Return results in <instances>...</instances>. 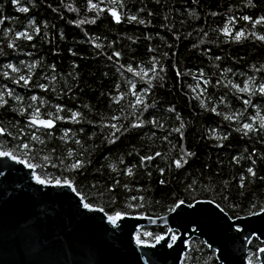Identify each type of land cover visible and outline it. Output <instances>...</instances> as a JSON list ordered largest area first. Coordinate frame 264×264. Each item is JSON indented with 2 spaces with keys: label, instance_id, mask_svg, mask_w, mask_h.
I'll return each mask as SVG.
<instances>
[{
  "label": "trees",
  "instance_id": "trees-1",
  "mask_svg": "<svg viewBox=\"0 0 264 264\" xmlns=\"http://www.w3.org/2000/svg\"><path fill=\"white\" fill-rule=\"evenodd\" d=\"M262 86L264 0H0V151L108 216L264 210ZM182 264L219 263L192 239Z\"/></svg>",
  "mask_w": 264,
  "mask_h": 264
},
{
  "label": "water",
  "instance_id": "water-1",
  "mask_svg": "<svg viewBox=\"0 0 264 264\" xmlns=\"http://www.w3.org/2000/svg\"><path fill=\"white\" fill-rule=\"evenodd\" d=\"M33 119L28 123L37 129L55 126ZM69 184H40L34 168L0 157V264H182L192 239L203 241L219 264H248L249 243L264 244V210L231 219L212 201L198 200L157 218L122 215L113 225L101 209L84 207ZM142 227L167 232L154 246H141L135 234Z\"/></svg>",
  "mask_w": 264,
  "mask_h": 264
},
{
  "label": "snow or ice",
  "instance_id": "snow-or-ice-1",
  "mask_svg": "<svg viewBox=\"0 0 264 264\" xmlns=\"http://www.w3.org/2000/svg\"><path fill=\"white\" fill-rule=\"evenodd\" d=\"M113 15H116L115 12H113ZM239 35H242V34H239ZM261 91L264 92V86L261 87ZM31 123H32V124H37V123H38L40 126H44V127H48V128H50V127L53 126L52 121L39 120L38 117L34 118V119L31 121ZM246 127H248V126H246ZM2 132H3V129H0V133H2ZM24 147H27V145H24ZM4 156H11V153L0 151V157H4ZM12 158L15 159V157H12ZM20 162L23 163L24 161H20ZM28 166H29V167H32V165H28ZM75 166L78 167L79 165L77 164V165H75ZM177 166H179V162H177ZM249 171H251V170H249ZM37 182L40 183V184H44V183H45V181L42 180V179H40L39 177H37ZM56 183H57V184H60V181H56ZM65 183H67V182H65ZM68 186L71 187L70 184H69ZM179 203L182 204L183 201H181V202H179ZM83 206L86 207V208L89 207V205H87V204H84ZM177 206H178V205H177ZM254 214H260V213H254ZM121 218H122V214L119 213V212H117L115 216H109V217H108L109 221H110L113 225H116L117 221H118L119 219H121ZM237 230H239V229H237ZM149 235H150V234H149ZM164 238H165V237H163V236H156V237H155V240H156V242H159L160 240H162V239H164ZM171 239H172V240H175L176 237H175V236H172ZM136 242H137L138 245H141V246H154V245H148L146 242H142V241L140 240L139 236H137V238H136ZM169 247H171V245H169ZM260 251H261V252H264V249H261Z\"/></svg>",
  "mask_w": 264,
  "mask_h": 264
},
{
  "label": "rangeland",
  "instance_id": "rangeland-1",
  "mask_svg": "<svg viewBox=\"0 0 264 264\" xmlns=\"http://www.w3.org/2000/svg\"><path fill=\"white\" fill-rule=\"evenodd\" d=\"M17 160H18V159H17ZM24 164H25V163H24ZM36 180H37V177H36ZM135 237H137L136 234H135Z\"/></svg>",
  "mask_w": 264,
  "mask_h": 264
},
{
  "label": "bare ground",
  "instance_id": "bare-ground-1",
  "mask_svg": "<svg viewBox=\"0 0 264 264\" xmlns=\"http://www.w3.org/2000/svg\"><path fill=\"white\" fill-rule=\"evenodd\" d=\"M116 19H117V16H116Z\"/></svg>",
  "mask_w": 264,
  "mask_h": 264
}]
</instances>
